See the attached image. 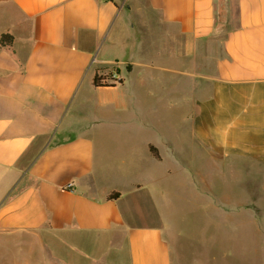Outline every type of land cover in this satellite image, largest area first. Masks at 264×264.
<instances>
[{
    "label": "crops",
    "instance_id": "crops-1",
    "mask_svg": "<svg viewBox=\"0 0 264 264\" xmlns=\"http://www.w3.org/2000/svg\"><path fill=\"white\" fill-rule=\"evenodd\" d=\"M217 5L0 0V264H181L159 202L180 175L264 237V0ZM163 78L186 93L156 118L136 100Z\"/></svg>",
    "mask_w": 264,
    "mask_h": 264
},
{
    "label": "rangeland",
    "instance_id": "rangeland-1",
    "mask_svg": "<svg viewBox=\"0 0 264 264\" xmlns=\"http://www.w3.org/2000/svg\"><path fill=\"white\" fill-rule=\"evenodd\" d=\"M161 81L169 86L170 91L154 96L141 94L137 97V106H148V112H158L160 105L185 96L183 89L175 91L166 78ZM89 110L88 106L86 112ZM183 116L184 112L180 110L178 118L182 119ZM157 117L167 118L168 115L163 110L158 112ZM200 177L195 176L194 185L186 180L189 178L187 175L176 176L170 185L164 182L167 191L164 199H159V202L169 236L172 231L176 233L171 236L176 258L181 264H264V237L253 233L240 239L230 231L227 233L221 223L218 203L213 198L211 202L206 198V204L210 205L205 209ZM0 243L1 247L14 246L12 240L8 239Z\"/></svg>",
    "mask_w": 264,
    "mask_h": 264
},
{
    "label": "trees",
    "instance_id": "trees-1",
    "mask_svg": "<svg viewBox=\"0 0 264 264\" xmlns=\"http://www.w3.org/2000/svg\"><path fill=\"white\" fill-rule=\"evenodd\" d=\"M218 18L222 19V17L225 15L226 12V0H218ZM13 40V36L8 34V33H4L1 35L0 38V43L2 45H6V44H10ZM102 77L98 76V74L95 75L94 77V84L95 85H105V82L102 81ZM117 195V194H116Z\"/></svg>",
    "mask_w": 264,
    "mask_h": 264
},
{
    "label": "built area",
    "instance_id": "built-area-1",
    "mask_svg": "<svg viewBox=\"0 0 264 264\" xmlns=\"http://www.w3.org/2000/svg\"><path fill=\"white\" fill-rule=\"evenodd\" d=\"M113 80H115V82H116V79L113 78Z\"/></svg>",
    "mask_w": 264,
    "mask_h": 264
}]
</instances>
